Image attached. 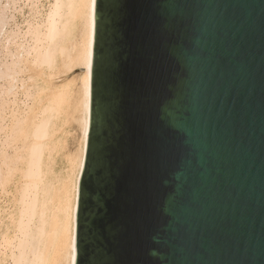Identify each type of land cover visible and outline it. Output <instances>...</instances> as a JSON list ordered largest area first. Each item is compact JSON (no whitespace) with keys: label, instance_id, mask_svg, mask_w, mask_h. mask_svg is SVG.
Instances as JSON below:
<instances>
[{"label":"water","instance_id":"obj_1","mask_svg":"<svg viewBox=\"0 0 264 264\" xmlns=\"http://www.w3.org/2000/svg\"><path fill=\"white\" fill-rule=\"evenodd\" d=\"M76 264H264V0H97Z\"/></svg>","mask_w":264,"mask_h":264},{"label":"bare ground","instance_id":"obj_2","mask_svg":"<svg viewBox=\"0 0 264 264\" xmlns=\"http://www.w3.org/2000/svg\"><path fill=\"white\" fill-rule=\"evenodd\" d=\"M96 4L0 0V264L77 263ZM77 67L81 74L70 77ZM70 112L80 149L74 180L60 186L53 162Z\"/></svg>","mask_w":264,"mask_h":264},{"label":"rangeland","instance_id":"obj_3","mask_svg":"<svg viewBox=\"0 0 264 264\" xmlns=\"http://www.w3.org/2000/svg\"><path fill=\"white\" fill-rule=\"evenodd\" d=\"M20 21L21 18L19 17ZM75 71H72L70 74V77H75L79 76L81 74V69L77 67L74 69ZM74 112H70V115L72 116H67L69 118V122L64 125L66 122L64 121L62 123V132L59 135V140H60V149L54 156V162H53V170H54V175L55 179L58 185L63 186V183L70 184L71 180H74L75 178V159L78 156L79 153V145H80V139H81V130L79 127V122L77 119L73 118L74 115H72ZM75 117H78L75 116ZM68 121V120H66ZM64 127V128H63ZM64 133V134H63ZM66 135V136H65ZM64 141V144H63ZM59 153V154H58ZM74 168V169H73ZM74 170V172H72ZM72 175V176H71ZM69 178V181L67 179ZM71 179V180H70ZM66 181V182H65ZM81 181V180H80ZM80 186V185H79Z\"/></svg>","mask_w":264,"mask_h":264}]
</instances>
